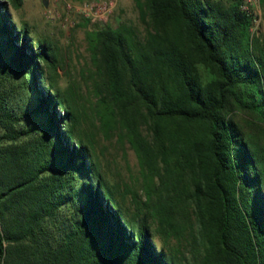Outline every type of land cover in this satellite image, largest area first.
Wrapping results in <instances>:
<instances>
[{"label":"trees","instance_id":"16d2710c","mask_svg":"<svg viewBox=\"0 0 264 264\" xmlns=\"http://www.w3.org/2000/svg\"><path fill=\"white\" fill-rule=\"evenodd\" d=\"M24 2L0 0V264H264L252 15L235 0H135L145 33L87 31L94 69L62 87L61 47L14 19ZM113 140L138 158L133 185L103 169Z\"/></svg>","mask_w":264,"mask_h":264},{"label":"rangeland","instance_id":"374dc122","mask_svg":"<svg viewBox=\"0 0 264 264\" xmlns=\"http://www.w3.org/2000/svg\"><path fill=\"white\" fill-rule=\"evenodd\" d=\"M83 1L87 0H25L22 9L13 11L14 19L18 23L28 22L36 35L47 36L61 47L62 55L66 58L64 68L59 70V84L62 87L67 86L72 79H77L84 85L83 71L94 69L86 37L87 31L106 24L116 26L119 23H126L140 34L145 33V23L140 17L135 0H118L111 16L106 21L99 22H93L77 11L67 14V2L79 5ZM257 11L261 13V19L258 26L252 29V33L254 37H259L264 42V8L261 0ZM66 17L72 19L74 22L72 26L64 25ZM85 88L83 93H86ZM236 117L244 126L246 125L243 115L239 114ZM99 155L103 169L111 182L120 183L122 186L133 185L140 176L138 158L128 145H120L116 140L103 141Z\"/></svg>","mask_w":264,"mask_h":264},{"label":"built area","instance_id":"2783aa9c","mask_svg":"<svg viewBox=\"0 0 264 264\" xmlns=\"http://www.w3.org/2000/svg\"><path fill=\"white\" fill-rule=\"evenodd\" d=\"M240 3V8L245 11L248 15L253 17V27H257L260 19L261 13L257 11L260 0H235ZM118 0H87L83 1L79 5H75L72 2L66 3L67 14L72 11H77L90 19L93 22L106 21L114 9L116 8ZM72 26L74 22L70 17L65 18L64 25Z\"/></svg>","mask_w":264,"mask_h":264}]
</instances>
